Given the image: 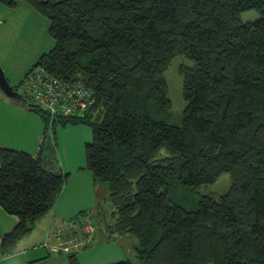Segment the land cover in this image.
Wrapping results in <instances>:
<instances>
[{"label":"trees","instance_id":"trees-1","mask_svg":"<svg viewBox=\"0 0 264 264\" xmlns=\"http://www.w3.org/2000/svg\"><path fill=\"white\" fill-rule=\"evenodd\" d=\"M21 2L50 21L55 46L37 67L95 92L78 118L53 120L23 101L47 133L91 125L88 168L109 190L105 240L139 241L134 258L112 264H264V0H0ZM249 9L261 17L243 22ZM179 54L195 64L180 68L187 107L176 125L164 73ZM44 162L43 151L0 148V206L19 219L0 234V256L14 253L68 182ZM224 173L227 193L202 194ZM82 228L77 248L91 242ZM77 248L71 264H80Z\"/></svg>","mask_w":264,"mask_h":264},{"label":"rangeland","instance_id":"rangeland-1","mask_svg":"<svg viewBox=\"0 0 264 264\" xmlns=\"http://www.w3.org/2000/svg\"><path fill=\"white\" fill-rule=\"evenodd\" d=\"M259 17H261V12L254 9L246 10L241 14V19L243 22L254 21ZM0 20L2 21L0 23L2 24L0 25V35L3 38V42L0 45V59L1 61L4 60V62L0 61V65L1 67H3V64H11L16 72V74L13 75L14 78L22 79V82L18 80L16 83H14L15 81H13V76H10L9 71H6L8 67H6V70L3 67L7 79L13 81H10L12 86L18 84L17 86L19 88L16 89L15 87V89L22 94L26 101L31 103L34 100L27 92V90L24 89L23 82L26 79V75L29 73V71L35 68V66L33 65L38 62L40 57L44 55V53H49L50 51H52V48H54L55 46L54 39L50 35V31L48 30L50 21L39 11H37L36 14L30 13L24 16L23 14H21L20 16H16L12 24H9L5 18H0ZM194 64L195 63L193 59H188L185 55L179 54L172 59V63L164 73L165 79L168 83L167 95H169L170 99L172 100L173 106L172 115L169 121L176 125L182 124L184 110L187 107V102L183 94L184 83L180 68L184 65L191 67ZM0 92L6 98V100L10 99L8 95L6 96L4 92H2V90H0ZM10 101L13 105L17 103L12 100V98L10 99ZM35 103L38 104L37 102ZM20 106H22L20 107V110L22 111V114L26 119L23 123L26 126L24 127L25 129L22 126V128L24 129V134L26 135V142H29L30 146L34 147V149H37L36 146L39 142L36 139V132L38 130L37 121L38 123L40 122L45 126L44 120L40 118V116L35 112L29 111L25 105L20 103ZM9 111L10 110L6 112L5 117H10L13 121L17 118L19 119V117L21 116V113H17L14 109H12L10 112ZM42 134L43 131L41 135ZM48 135V141L52 146H54L55 148L61 147L60 153L65 164V169L67 171H70V165H75L73 162V158L70 156L72 151L74 150V156L78 160H82L81 164L84 165L85 168H87V171L89 173L91 172L88 168L87 156V144L93 140L94 136L91 125L89 126L85 123L80 122H78V124L69 123L66 126L57 125L56 130H50L48 132ZM57 157L60 160L58 154ZM232 182L233 180L231 173H224L219 177L218 181L202 189V194L220 196V194H225L231 189ZM97 186H99L98 183ZM89 212L95 213H91V220L93 224H97L100 228H105V222L107 223L112 221L109 201L108 203L106 202V200L102 201L101 205L94 206L93 209H91ZM99 213L101 215H97ZM84 218L85 216H82V218L77 219L76 226L79 229H81V225L84 223ZM85 229V231L91 230L86 226ZM102 233L104 234V231L99 230L97 233L98 239L95 238L94 242H90L91 244L89 243L88 246L77 248V256L78 260H80V264H112L111 260L114 261L117 258L115 256H111L109 252H117L119 251V248L111 242L105 243L99 240V238L102 239L105 237L101 236ZM69 238L70 239L67 242L72 247L74 245V242L73 244H70V242L74 238H72L71 235L69 236ZM138 242V239L131 235L123 240L122 244H124V247H127V256H125L124 259H130L129 257L134 258L136 256V248L139 247ZM44 244L45 243L42 244V247L45 246ZM72 252H76V250H72ZM72 252L68 253L67 251L60 249L57 252H52V258H63L64 260L68 261V264H71L70 256ZM207 264L213 263L211 262Z\"/></svg>","mask_w":264,"mask_h":264},{"label":"crops","instance_id":"crops-1","mask_svg":"<svg viewBox=\"0 0 264 264\" xmlns=\"http://www.w3.org/2000/svg\"><path fill=\"white\" fill-rule=\"evenodd\" d=\"M36 12L37 11L30 4L24 2L19 3L18 6L15 7V9H11L0 4V18H5L9 24H12L14 22L16 16H20L21 14H23L24 16L30 13L36 14ZM1 22L2 21L0 20V23ZM2 42L3 38L0 35V45ZM45 54L47 53H44V55ZM1 62H4V60ZM37 63L33 66L36 67ZM3 67L5 70L6 67H8L6 71H9L10 76L16 74L10 63H7L6 65L3 64ZM18 80L21 81L22 79L14 78L13 81H15L14 83H16ZM17 85L18 84L14 85L16 89L19 88ZM10 99L6 100V98L0 92V148L9 150L12 149L20 152L24 151L31 156H38L40 152L43 151V155L45 158L44 166L46 167V169L54 173L69 174V178L67 184L61 191L62 193L59 196L53 210L50 211L45 217L36 222L34 227L35 229L30 234L21 239L17 249L13 254L0 256V264H68V261L64 260L63 258H52V252H57V250L54 249L58 248L57 237H60L61 235L64 236L66 240H69V236L71 235L72 238L81 239H77L76 242L82 241L84 237H81L80 234L75 231V228L77 226L75 222H72L71 220L76 218L82 211H90L94 206L101 205L102 201L104 200H106V202L108 203L107 197L109 195V190L105 186H97L93 173L90 172V174L87 171V168H85L84 165L81 164L82 160L80 161V159L78 160L74 156V150L72 151L70 156L73 158V162L75 165H70V171H67L65 169V164L60 153L61 147L55 148L49 143V135L47 133L45 122L44 126V124L40 122L38 123L37 121L38 130L36 132V139L39 142L36 146L37 149L31 147L29 142H26V135L24 134V127L26 126L23 123L26 119L24 118L22 111L20 110V107L22 106H20V103L18 102L13 105ZM12 109L16 110V112L19 114L21 113L19 119L17 118L13 121L12 118L5 117L6 112L8 110L11 111ZM22 126L24 129L22 128ZM42 131L43 134L41 135ZM57 154L59 155L60 160L57 157ZM18 220V217L10 215L3 206H0L1 236L12 232L13 228L17 225ZM83 222L84 223L81 225V227L83 226V228L80 231L82 232L85 229V226L89 227L91 230L88 231L89 235L87 237H90L91 242H94L95 238L98 239L97 233L99 230L104 231V234L102 233L101 236H105V228H100L97 224H93L90 218L85 217ZM105 238L106 236L102 239L99 238V240L105 243L111 242L119 248V251L117 252H109L111 256L117 257L114 261L111 260V263H116L115 261L118 262L123 260L124 257L127 256V247H124V244H122V240L118 239L117 241L112 242L107 239L105 240ZM43 243H45V246L42 247ZM1 246L2 241L0 240V249ZM83 246L84 244H81L80 247Z\"/></svg>","mask_w":264,"mask_h":264},{"label":"built area","instance_id":"built-area-1","mask_svg":"<svg viewBox=\"0 0 264 264\" xmlns=\"http://www.w3.org/2000/svg\"><path fill=\"white\" fill-rule=\"evenodd\" d=\"M24 89L32 99L49 112L51 119L86 115L96 104L94 90L82 80H68L52 74L46 67L39 66L27 74L23 82ZM59 244L54 250L71 252L78 245L76 239L67 240L60 235Z\"/></svg>","mask_w":264,"mask_h":264},{"label":"water","instance_id":"water-1","mask_svg":"<svg viewBox=\"0 0 264 264\" xmlns=\"http://www.w3.org/2000/svg\"><path fill=\"white\" fill-rule=\"evenodd\" d=\"M0 90L4 94L12 98L14 101L26 105L27 103L23 101L22 94L11 85L10 80L7 79L3 67L0 65Z\"/></svg>","mask_w":264,"mask_h":264},{"label":"clouds","instance_id":"clouds-1","mask_svg":"<svg viewBox=\"0 0 264 264\" xmlns=\"http://www.w3.org/2000/svg\"><path fill=\"white\" fill-rule=\"evenodd\" d=\"M35 68H36V67H35ZM29 73H30V71H29ZM29 73H28V74H29ZM26 76H27V75H26ZM38 105H39V104H38ZM63 238H64V236H63ZM67 241H68V240H67ZM75 243H76L77 245H79V243H77L76 241H75ZM58 244H59V241H58ZM77 247H78V246H77ZM77 247H75V248H77ZM75 248H74V249H75Z\"/></svg>","mask_w":264,"mask_h":264}]
</instances>
